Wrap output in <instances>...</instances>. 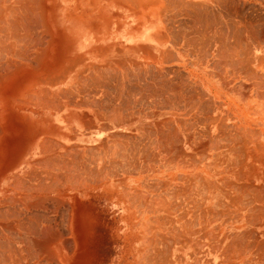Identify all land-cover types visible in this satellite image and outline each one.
Returning a JSON list of instances; mask_svg holds the SVG:
<instances>
[{
    "label": "bare ground",
    "instance_id": "1",
    "mask_svg": "<svg viewBox=\"0 0 264 264\" xmlns=\"http://www.w3.org/2000/svg\"><path fill=\"white\" fill-rule=\"evenodd\" d=\"M32 1L34 4L35 0ZM177 1L179 2V0ZM25 2L23 4L22 1L21 7H19L25 10L26 14L13 13L11 11L9 15L5 14L4 17L1 15L0 18V26L8 24L6 26L7 29H3V31H6L4 39L0 37V264H93L95 260L99 259L94 246L97 234L92 231L96 225L98 226L99 220V216L91 208L93 207L91 202L95 201V198L97 199L96 202L107 204V215L113 223V226H108V228H110L109 233L113 237L115 236L114 227L120 218H126L129 226L128 230L133 236V210L138 207H154L164 211L165 217L162 221L171 227L177 225L180 229L182 225L188 227L196 223L200 224L198 231H203V236L207 239L202 244H199V241L195 247L198 245L200 247L207 246V254H211L213 259L217 257L223 264H232L230 259L233 255L236 256L234 253L237 252V249L233 252L232 245L228 244L232 233L228 226L231 227V224L233 225L235 222L249 221V219L243 218L241 212L236 213L232 212L233 209L229 210L227 201L229 202L230 200L231 202L229 203L231 204L241 202L242 195L244 197L246 195V185L243 181L248 175L250 177L249 186H247L250 192L248 201H251L252 207H255L254 210H258V203L264 197L263 189L261 190L263 194H260L261 185L259 184V181L262 183L264 181V121L260 118V114L264 113V32L260 36L261 39H259L260 37L258 38V41L252 36L254 38L249 43L250 47L248 46L249 48L247 47L244 50L246 45L244 47L241 46L242 41H244L241 40V36L244 33L238 35L234 32L237 29H234L230 34L232 30L229 32V29L232 28V25L230 26L232 23L230 22H228L230 28L228 27L227 32L226 30L225 32L219 31L217 27V29H213L216 31L212 32L211 27L214 26L212 24L214 20L209 18L212 25L209 27L212 35L209 34L208 37H212V40L210 39V42L208 38L210 43L207 42L206 45L208 43V46L213 44L216 58L212 61H214L216 71L217 69L219 70L215 72L212 65L213 69L205 68L206 66L203 67L196 62H189L182 55L185 53L180 51L177 53V64L186 68L184 69L186 76L178 75L179 80L170 87V77L168 78V74H165L162 66L156 64L155 67L158 68L156 70L157 77L151 78L149 81L142 78L141 80L143 81L140 79L139 81L143 83L142 86L145 85V88L153 87L155 95L159 96L157 98V96L153 95L156 97L155 100L151 101H155V104L153 103L154 106L166 107L168 110L157 113L152 109L149 116H155V118L145 127L132 129L128 125L123 126L124 122L119 120L120 122L116 124V126H119L117 130H111L116 128L113 127V124L111 126L106 123H104L105 125L98 123V120L105 119L107 115L105 117L101 115L99 117L95 116L97 121L94 122L96 124L89 119V97L91 95H89V84L97 81L94 84H98L102 86V89H105L106 85L104 86L103 84L108 82L105 75H112V80L119 75V73L116 74L118 69L116 62L118 48L123 50V54L133 56H137L140 47L135 45L140 43L153 44V48L158 49L160 39L155 33L158 23L152 20V16L146 18L143 14H135L133 9L121 6L122 4L119 5L118 0H60L59 5H57V1L55 5H57L59 12L68 18L67 20L73 22L74 26L68 28V34L72 37L76 36V39L70 38L68 44L64 43L62 41L63 38L61 39L60 37L61 33L51 28L54 25L49 20L50 26H48V29L46 28L47 33L45 34L47 40L43 42V36L35 35L36 37L33 36L35 37L34 40L30 41L33 32L36 34L31 29L35 30L34 27H37L43 18L38 23L36 14H30L33 11L30 8L35 7L36 9V6H29L30 4L28 5ZM228 2L234 3L231 0ZM123 3L125 2L123 1ZM176 5L178 6L177 2ZM229 6L234 8V5ZM237 6H235L236 9H238ZM69 7L71 8L70 10H68ZM222 8L224 9V7ZM206 9L209 12L210 6ZM53 10H55L54 7ZM166 11L168 12V10ZM41 13H43L42 9ZM134 15L138 16L135 20L133 19ZM205 15L207 19L209 17H207L208 14ZM209 15H211L210 12ZM131 19H133L134 23L133 28H129ZM201 19L200 17V21ZM197 20L193 23L195 26L198 23ZM209 20L207 19L204 23L208 22L209 24ZM231 21L233 20L231 19ZM204 23L202 22L201 25ZM222 25L224 24L222 23ZM256 25L259 24H254L251 27ZM195 26L193 30L197 28ZM218 27H220L219 24ZM51 29L56 42L59 38L61 40L58 42L56 52H53L55 41L53 40ZM250 29L253 30L254 28ZM203 30L208 31V33L210 31L206 29L200 31L202 32ZM200 31H197L198 34ZM251 32L250 34H252ZM30 33L32 34L30 35ZM253 34L255 33L253 32ZM202 35L203 33L200 37ZM7 36L9 37L7 38ZM22 36L29 37L25 41V43H28L24 46H21L19 42ZM121 36H127L125 38L127 41L122 39ZM203 38L205 39V37ZM197 39L202 40L199 37ZM201 40H197V43L203 41ZM171 42L175 41L172 40ZM195 42H193L194 46ZM204 42H206V39ZM199 44L197 45L199 46ZM206 45H203L204 48ZM205 50H202V52ZM209 50L207 48L206 51L210 52ZM165 54L167 53H151L152 57L161 63L169 60L167 59L168 55L165 57ZM250 61L257 63V69L249 65ZM216 65H219V68ZM134 66L138 68V71L140 67L143 68V74L146 75L148 71L146 67L148 65L134 63L132 67ZM172 72L170 73L172 74ZM91 73L96 75L94 74V80H90L91 82L89 83V78L91 77L89 74ZM137 74L138 76L141 75L140 73ZM116 80L120 81L117 78ZM134 81L137 83L136 80ZM139 81L138 85L141 84ZM100 82L102 85H100ZM135 83H132V85ZM114 84H117V82L115 83L114 81ZM116 86L118 85H114V87ZM127 86L125 84V87ZM129 86L131 87V85ZM144 87L141 88L144 89ZM97 88L99 89L93 90L95 92L101 91L100 87ZM119 88L121 89L120 85ZM110 90L111 92L113 91L112 89ZM128 90H132L128 94L133 93L132 88ZM154 91L152 92L154 93ZM187 91L193 92L186 93ZM195 92L197 95L193 94ZM249 92H252L253 95L249 94ZM100 93L93 92L92 97L96 99V102H102L101 98H105L104 93ZM189 93L193 95L191 96ZM222 95L225 99H222ZM114 96L116 95L114 94ZM129 96L126 94L127 99ZM135 96L138 97V94ZM132 97H134V94ZM93 98L94 106H96ZM152 98L150 97V99ZM134 99L136 101V97ZM134 99L131 100L130 96L131 101ZM107 100L109 98H106ZM138 100L140 101V99ZM145 100L147 101V99ZM135 101L132 103H135ZM128 102L130 104V101ZM123 103L127 106V102L125 103L124 101ZM216 103L221 104V106L227 105L229 111H232L234 117H236L234 119H237L239 123L227 126L228 117L222 119L221 117L224 116H221L219 120L216 119L217 117L211 116V104L213 106ZM131 105L133 106V104ZM95 110H98V108L95 107ZM134 110L137 111V109ZM135 111L134 113L136 114ZM121 115L125 116L123 113ZM91 124L92 126L96 125V127L89 132L88 129H90ZM106 125L108 126L104 127ZM107 129L111 130L110 133L106 134L104 141L99 143L98 147L93 151L99 152V155L89 158L87 153L90 148L87 145L103 139L101 138V133ZM115 133L119 134L115 135ZM131 142L132 144L136 143L133 144L134 150L139 153L136 158L129 157L130 154L127 155V152H129L127 149H129ZM137 168L139 175L133 177V170L135 171ZM148 179L152 182H149ZM234 187L239 189V193L236 194L233 191L227 193L226 188L233 189ZM242 189L244 190L242 191ZM54 193H63V195L68 194L70 196V201L64 202L68 211L66 235L62 234L64 233L63 229L62 233L54 231V226L52 225L54 222H51V219H53L51 216H49L51 219L48 217L50 221L46 222L44 215H39L40 210L46 209L50 205L48 198ZM81 194H88V200L85 201L91 206L88 204L84 206L83 203L85 201L81 199ZM259 194L261 197H259ZM137 196L140 198L136 199ZM56 201L55 204L60 202V200ZM247 202L245 200L246 204ZM261 207L263 210L264 207ZM53 209L55 208L53 207ZM241 210L242 208H240ZM60 213H64V211ZM215 214H217L216 219H214ZM211 215L213 216L212 218ZM60 217L62 218V216ZM255 217L257 218L258 216ZM62 220L63 218L60 221L62 222ZM215 220L218 221V232L210 230ZM239 228L238 226L234 228L235 232L232 235L243 232L240 230L238 232ZM52 229L54 232H51ZM47 231L52 234L50 235ZM69 234H72L73 238L70 243H67L71 239L68 237ZM253 235H256V233ZM172 240L171 238L169 242ZM240 240L243 242V238ZM261 241L264 245L263 239ZM58 242L67 244L68 247L66 246L65 249L66 251L68 249V252L58 251V246H56L57 250H55L53 246ZM166 244L168 243L166 242ZM90 245L92 248L89 247ZM263 245H261L262 249ZM130 248L133 250V245ZM115 253L117 261L114 260L113 264H120L119 254H117V251ZM127 264H130V262L128 261ZM204 264H209V262L206 261Z\"/></svg>",
    "mask_w": 264,
    "mask_h": 264
},
{
    "label": "rangeland",
    "instance_id": "2",
    "mask_svg": "<svg viewBox=\"0 0 264 264\" xmlns=\"http://www.w3.org/2000/svg\"><path fill=\"white\" fill-rule=\"evenodd\" d=\"M43 2H42V11H43V13H42V18H43V20H42V22L40 23L42 26H41V30H44V31H42V39H43V42H45V40H47V38L45 37V34L47 33V29H48V26H50L49 25V20H51L52 21V23H53V27H51L52 29L54 28L55 30H57V31H59L60 33H61V39L63 38V42L64 43H66V44H68V42H69V40H70V38H74V39H76V36H74V37H72V36H70L69 34H68V28L69 27H73L74 25H73V22L72 21H70V20H67L68 18H66L65 17V15L63 14V13H61V12H59V9H58V7H57V5H59V1L60 0H42ZM57 1V2H56ZM127 1H129V3H131V1L130 0H127ZM133 1V0H132ZM55 2L57 3V5H55ZM45 4V5H44ZM52 5H55L56 7H57V10H56V7L55 6H52ZM119 5H121V4H119ZM126 5V6H125ZM121 6H124V7H127L128 9H133V8H136L137 6H133V3H131V4H122ZM263 7H264V5H262ZM53 7L55 8V10H53ZM132 7V8H131ZM139 8H141L142 6H138ZM244 8H245V12H252V10H253V7L252 6H250L249 8L247 7V6H243ZM67 8H68V4H67ZM44 9V10H43ZM50 10V11H49ZM55 11V12H54ZM51 13V14H50ZM55 15V16H54ZM63 15V16H62ZM54 18H55V20H54ZM136 18H138V16L137 15H134L133 16V19L135 20ZM133 19H131V21H130V23H129V28H133ZM229 22V21H228ZM227 22V24H228V27H229V23ZM244 22H246V23H248L247 21H233V22H230V23H232V24H230V26L232 27V28H230L229 29V32H230V30H231V32L232 31H234V29H237V30H235L234 32H236L237 33V31H238V33H244L243 34V36H241V40H244V41H242V43H241V46L242 47H244L245 45H246V47H244V50H245V48H247L248 46H249V43L251 42V40L254 38V37H251L250 35H248L249 34V32H251L252 30L250 29V28H254V26L253 27H251L252 25H254V24H256L257 22H250V23H248V24H251V25H247V24H245ZM46 23V24H45ZM44 24V25H43ZM264 24V23H263ZM45 25H46V27H45ZM234 25V26H233ZM245 25H247V26H245ZM260 25H262V22H260ZM238 28H237V27ZM240 26V27H239ZM246 27H248V28H246ZM255 27H257V26H255ZM47 28V29H46ZM62 28V29H61ZM52 29H51V34H52V36L54 37V35H53V33H52ZM46 30V31H45ZM247 31H249V32H247ZM156 33V32H155ZM65 35V36H64ZM64 36V37H63ZM45 37V38H44ZM249 37V38H248ZM64 38H65V40H64ZM121 38L122 39H124V40H126L125 38H127V36L126 37H123V36H121ZM183 38V37H182ZM180 38V40H179V38L178 37H171L170 38V45H171V51L169 52V54H165V56H169V55H171V56H169L168 57V62L166 61H164V62H159V61H156L153 57H152V55H151V53H147L146 54V56L145 57H141V59L142 60H139V61H137V58L136 59H133L134 58V56L133 55H130V54H123L124 52H123V50L121 49V48H118L117 49V51H118V53H117V59H116V62H117V65H118V69H117V73L116 74H118L119 73V75L118 76H116L115 78H113V80L111 79V76H106L105 75V78H106V80L108 81V82H106V84H103L104 86L106 85V87H104L105 89H102V86H99L98 84H94V83H97V81H94L92 84H89V94H93V92L94 93H97V94H99L100 92V94H103L104 93V95H105V99L104 100H102V102L101 101H99V102H96V100H95V102H96V106H94L95 105V103H94V100H90L89 101V106H90V108H89V112H90V117H89V119H90V121L91 120H93V122L94 121H97V120H95V116H106L105 117V119H100V120H98V123L101 125L102 123V125H105L104 123H106V124H109V125H111V126H113V127H116V128H112L111 130H117V127H119V126H116V124L118 123V122H124L123 123V126H130L132 129H138V127L140 128H142V127H145L147 124H149L150 122H151V120L153 119V118H155V116H149V114L151 113V110L153 109L154 111H156L157 113H159V111L160 112H164V111H167L168 110V108H162L161 106H157V107H155L154 106V102H151V99H150V102H149V99H147V101L145 100V96H146V98L148 97V98H152V96L153 95H155V91H154V89H153V87H147L148 88V90H147V88H145L144 86H142L143 85V83L141 82V81H143V80H141L142 78L143 79H145V80H147L148 79V81H149V79H151V78H156L157 77V72H156V70L158 69V68H156L155 67V65L157 64V65H160V66H162V68H163V70L165 71V74H168V78L170 79V81H171V83L169 84V86L170 87H172V85L176 82V81H178L179 80V76L178 75H180V76H186L185 75V73H184V69H186V68H184V66H181V65H178L177 63H178V57H177V53H178V48H179V46L181 45L182 46V48H183V46L184 45H186V50H189V51H187V52H184L185 54H182L183 56H185L186 57V59L189 61V62H196L198 65H201V66H203V67H205V68H212L213 69V67H214V70H215V72H217L219 69H217V71H216V68H215V66H214V61H212L213 59H215L216 58V54H215V51H213V48H214V46H213V44H210V46H208L209 45V43L211 42L210 41V39L212 38H209V37H205V39H206V42H204L205 41V39L203 38V37H199V38H202V40L201 39H197V37L195 38V40H194V37H192V39L191 38H189V37H186V38ZM208 38H209V41H208ZM259 37L258 36H256L255 37V40L256 41H258L259 39H261V37L258 39ZM68 39V40H67ZM187 39V40H186ZM53 40L55 41L54 42V44H53V52H56L57 51V48H58V42H60L61 40H60V38L57 40V42H56V40H55V37L53 38ZM175 41V42H171V41ZM184 40H185V42H184ZM192 40V41H191ZM196 41V44H195V46L193 45L194 43V41ZM202 41V42H199L200 44L202 43L203 45H206V43L207 42H209L206 46H205V48H204V46L201 44H199V43H197L198 41ZM212 40V39H211ZM127 41V40H126ZM180 41V42H179ZM255 41V42H256ZM188 43V44H187ZM213 43V42H212ZM44 44V43H43ZM197 44H199V46L197 45ZM178 45V46H177ZM190 45V46H189ZM251 45V44H250ZM254 45V44H253ZM192 46V47H191ZM194 46V47H193ZM200 46H202L201 48H203V49H201L200 48ZM250 47V46H249ZM248 47V48H249ZM191 50H190V49ZM207 48L208 49H210L209 51L210 52H208V51H206L207 50ZM206 49V50H205ZM200 50H201V52H200ZM202 50H205L206 51V54H205V51L204 52H202ZM264 50V49H263ZM194 52V53H193ZM171 53V54H170ZM173 53V54H172ZM198 53V54H197ZM204 53V54H203ZM260 54H261V52H259ZM262 53H263V51H262ZM181 54V53H180ZM199 55V56H198ZM245 55V54H244ZM141 56H143V54L141 55ZM176 56V57H175ZM124 57V58H123ZM172 57V58H171ZM174 58V59H173ZM120 59V60H119ZM205 59V60H204ZM130 60V61H129ZM252 60V59H251ZM122 61H124V62H122ZM142 61V62H141ZM56 62H58V61H56ZM128 62V63H127ZM206 62V63H205ZM96 63V62H95ZM120 63V64H119ZM129 63H131V64H129ZM134 63H138V64H145V65H148L146 68H147V73H146V75L145 74H143V72H144V70H143V68H139V71H138V68L136 67V66H134V67H132L133 65H134ZM92 65V64H91ZM121 65V66H120ZM213 67H212V66ZM251 67H257V63H254L253 61H250V64H249ZM253 65V66H252ZM120 66V67H119ZM125 67V68H124ZM216 67L217 68H219V65H216ZM132 68V69H131ZM125 69V70H124ZM128 69H130V70H128ZM141 69V70H140ZM167 69H172L173 70V72H172V70H170V72H172V74L169 72V70H167ZM221 69V68H220ZM257 69V68H256ZM124 70V71H123ZM168 72H167V71ZM223 70V69H222ZM129 72L128 74H130L129 76H128V74H127V72ZM152 71V72H151ZM131 72V73H130ZM175 72V73H174ZM137 73H140L139 75L140 76H138V74ZM152 73V74H151ZM155 73H156V75H155ZM174 73V74H173ZM94 74L95 73H91V74H89L91 77L89 78V83L91 82L90 80H94L93 78H94ZM131 74H133L132 76H131ZM92 75H93V77H92ZM96 75V74H95ZM142 75H143V77H142ZM150 75V76H149ZM124 76H126L125 78H124ZM138 77H140V78H138ZM145 77V78H144ZM178 77V78H177ZM109 78H110V80H109ZM116 78L118 79V80H120L119 82H120V84H119V82L116 80ZM120 78V79H119ZM131 78H132V80H131ZM177 78V79H176ZM129 79V80H128ZM138 79V80H137ZM139 79L141 80V81H139ZM96 80V79H95ZM133 80H136V82L137 83H135V81L133 82ZM114 81H115V83L117 82V84H114ZM131 81V82H130ZM138 81L139 82H141V84H139L138 85ZM122 82V83H121ZM125 82V83H124ZM108 83H110V85H108L107 86V84ZM132 83H135V84H133L132 85ZM169 83V82H168ZM118 85V86H116V87H114V85ZM125 84H126V86L127 87H125ZM95 85H97L96 87H95ZM100 85H102L101 84V82H100ZM111 85H112V87H111ZM119 85L121 86V89L119 88ZM124 85V86H123ZM129 85H131V87L129 86ZM136 85V87H134ZM92 86H94V87H92ZM167 86V85H166ZM90 87H92V88H90ZM97 87H100V89H101V91H96L95 92V90H93V89H99V88H97ZM130 87V88H129ZM141 87H144V89L143 88H141ZM119 90H118V89ZM133 89V93L132 94H128V93H130V92H132V90H128V89ZM134 88L137 90H135L134 91ZM138 88V89H137ZM110 89H112L113 91V93L111 92V90ZM127 89V90H126ZM141 89V91H139ZM151 91H150V90ZM91 90H93L92 92H91ZM108 91V93H107V91ZM125 90V91H124ZM145 90V91H144ZM185 90H187V88H185ZM106 91V92H105ZM116 91H117V93H116ZM120 91V92H119ZM129 91V92H128ZM152 91H154V93L152 92ZM109 92H110V94H109ZM119 92V93H118ZM122 92V93H121ZM129 96H131V100L132 99H134V97H136V101H135V99L133 100V101H131L130 100V96H129V100L127 99V97H126V94ZM188 92H193V91H187L186 93H188ZM151 93V94H150ZM189 93V95H195L196 94V92L195 93H193V94H190ZM113 94V95H112ZM114 94L117 96H114ZM133 94H134V97H132L133 96ZM138 94V97L137 96H135V95H137ZM144 94V95H143ZM111 97H110V96ZM140 95V96H139ZM143 97H142V96ZM149 95V96H148ZM152 95V96H151ZM197 95V94H196ZM108 96V97H107ZM112 96H114V97H112ZM119 96V97H118ZM121 96H125L124 97V99H122L123 97H121ZM155 96H157V95H155ZM155 96H153L154 98H153V100H155ZM121 97V98H120ZM140 97H142V98H140ZM159 96H157V98H158ZM106 98L108 99L109 98V100H107L106 101ZM118 98V99H117ZM140 99V101L138 100V99ZM119 99H120V101H119ZM127 99V100H126ZM110 100H112V101H110ZM125 101V103L127 104V106L123 103V102ZM128 101H130V104H128L129 102ZM135 101V103H132V102H134ZM144 101V102H143ZM93 102V103H92ZM104 102H106V103H104ZM112 102V103H111ZM136 102H137V104H136ZM157 102V101H156ZM159 102H162V101H159ZM102 103V104H101ZM121 103V104H120ZM142 103V104H141ZM154 103V104H153ZM118 104V105H117ZM123 104V105H122ZM131 104H133V106L131 105ZM117 105V106H116ZM122 105V107H120ZM130 105V106H129ZM136 105V106H135ZM119 106V107H118ZM154 106V107H153ZM95 107H97L98 108V110H95ZM116 107V108H115ZM130 107V108H129ZM161 107V108H160ZM102 108V109H101ZM108 108H111V109H109L108 110ZM113 108V109H112ZM115 108V109H114ZM118 108H119V110H118ZM125 108V109H124ZM156 108V109H155ZM157 108H159V109H157ZM213 108H215V109H217V107H216V104H214L213 105ZM134 109H137V111H135ZM167 109V110H166ZM111 110V111H110ZM114 110V111H113ZM115 110H116V112H115ZM141 110H142V112H141ZM144 110V111H143ZM104 111V112H103ZM119 111V112H118ZM134 111L136 112V114L134 113ZM101 112V113H100ZM109 112V113H108ZM114 113V115L116 116H114L113 115V113ZM92 113V114H91ZM94 113H97V114H95L94 115ZM112 113V114H111ZM123 113V115L125 114V116H122L121 114ZM104 114V115H103ZM109 114H111V115H109ZM130 114V115H129ZM134 114V115H133ZM143 115V116H142ZM148 115V116H147ZM118 116V117H117ZM123 118H122V117ZM157 116H158V114H157ZM108 117V118H107ZM115 117V118H114ZM127 117V118H126ZM137 117V118H136ZM117 118V119H116ZM119 118V119H118ZM110 119V120H109ZM123 119V120H122ZM127 119V120H126ZM130 119V120H129ZM117 120V121H116ZM120 120V121H119ZM115 122V123H113V122ZM92 122V121H91ZM129 122V123H128ZM95 124H96V122H94ZM113 124V125H112ZM100 125H97V126H100ZM108 125H106V126H104V127H107ZM94 127H96V125H94V126H92V124H91V126L89 127L90 129L89 130H93L94 129ZM110 129H107L105 132H103V133H101V138H103V139H101L100 141H97V142H95V143H89L87 146H89V151H88V153H87V155H88V157L90 158V157H96L97 155H99V152H93L95 149H96V147H98V144L99 143H101V142H103L104 141V137L106 136V134H108V133H110V131H111ZM117 134H119V133H115V135H117ZM133 144H136V143H133ZM133 144H132V142L129 144L130 145V147H129V149H127V151H129V152H127L128 154L127 155H129V157L131 156L132 158H136L137 156H139L138 154V152H137V150H134V148H133ZM93 147V148H92ZM92 149V150H91ZM98 150V149H97ZM113 150V149H112ZM100 151V150H99ZM131 151V152H130ZM92 153V155H91V153ZM138 172V168H137V170H133V177L134 176H138L139 174L137 173ZM143 174H145V173H143ZM142 175V174H141ZM145 177V176H144ZM148 181L149 182H152L151 180H149L148 179ZM88 194H81V199L83 200V201H85V200H88V196H87ZM43 197V196H42ZM38 198H41V197H38ZM55 199V200H53V199ZM140 197L139 196H137L136 197V199H139ZM60 200V202H58L59 200ZM53 200V201H52ZM57 200V201H56ZM55 201L56 202H58V203H56L55 204ZM61 201H62V203H61ZM65 201H70V196L68 195V194H66V195H63V193H60V194H56V193H54V194H52L49 198H48V203H50V205L46 208V209H43V210H40L39 211V215H44V217L46 218V219H44L46 222L47 221H50V219L51 218H53V219H51V222L53 223L52 225L54 226V231H56V232H60V233H62V231L64 232V233H62L63 235H66V233H67V229H66V225H67V218H68V211H67V208H65V207H67L65 204H64V202ZM97 201V199L95 198V201H92L91 202V204H92V206L93 207H91L92 208V210H93V212L95 213V214H97V216H99V220H98V226L96 225L95 227H94V229L92 230V231H94L96 234H97V237H96V243L94 244V246H95V248H96V252H97V254H98V256H99V259L98 260H95L94 262H93V264H113L114 263V260H116L117 261V259H116V251H117V253H120V252H123V251H129V248H130V246L129 245H124V244H120L119 242H120V240L118 239L119 237H121V236H124V235H129V234H124V232H125V228L128 226V224H127V220H126V218H120L118 221H117V223H116V225H115V229H114V233H115V236L113 237L112 235H111V233H109L110 232V228H108V226H113V223L111 222V220H109V216L107 215V212H108V207H107V204H105V203H103V202H96ZM54 202V203H53ZM52 203V204H51ZM55 204V205H54ZM61 204V205H60ZM84 204V206L86 205V204H88V205H90L88 202H84L83 203ZM58 206V207H57ZM91 206V205H90ZM50 207V208H49ZM52 207V208H51ZM53 207L55 208V209H53ZM52 210V211H50V210ZM58 209V210H57ZM137 210V211H136ZM144 210V211H143ZM158 210V211H157ZM64 211V213H60V212H63ZM163 210L162 209H157V208H154V207H150V208H136V209H134L133 210V222H137V228L136 229H134L133 230V236H138V237H142V238H148V240L146 241L145 239H143V241L144 242H148V241H153V243H151V244H149V243H147V244H142V245H140V244H138V245H135V246H133V249H135V248H137V250H138V252L139 253H143V254H147V253H163L164 254V258H168V260H165L166 262H169L170 261V263L171 264H204L206 261H208L209 262V258H210V254H207L208 253V247L207 246H203V247H200L199 245L198 246H196L195 247V241H196V239H195V236H197V235H195V232H193V231H195V227H192V226H194V225H190V226H180L181 228L179 229V226H169L167 223H165V222H163L162 220L164 219V217H165V213H164V211L162 212ZM53 212V213H52ZM139 215H138V214ZM99 214V215H98ZM149 214V215H148ZM162 214V215H161ZM49 216H51V218L49 217ZM60 216H62V218H63V220H62V222L60 221L62 218L60 217ZM136 216V217H135ZM48 217L50 218L49 220H48ZM56 217V219L54 220V218ZM58 218H59V220H58ZM61 222V224L59 225V223ZM145 221V222H144ZM59 222V223H58ZM152 222V223H151ZM124 223V224H123ZM56 224V225H55ZM123 224V225H122ZM167 224V225H166ZM64 225V226H63ZM122 225V226H121ZM56 226H58V227H56ZM62 226V227H61ZM107 226V227H106ZM144 226V227H143ZM166 226V227H165ZM168 226V227H167ZM125 227V228H124ZM143 227V228H142ZM159 227V228H158ZM176 227V229H174ZM188 229H187V228ZM60 228V229H59ZM123 228V229H122ZM142 228V229H141ZM169 230H168V229ZM178 228V229H177ZM59 231H58V230ZM63 229V230H62ZM155 230V231H154ZM163 230V231H162ZM175 230H178V231H176L175 232ZM189 230H191V231H189ZM53 231V229H52V231L51 232H54ZM173 231V232H172ZM186 231H187V233H186ZM189 231V232H188ZM50 235L52 234L50 231H47ZM162 232V233H161ZM168 232H170V233H168ZM190 233V234H189ZM163 236V237H162ZM174 236V237H173ZM180 236V237H179ZM68 237H70L71 239L69 240V242H67V243H70L71 242V240H72V238H73V235L72 234H69V236ZM167 237H169V238H167ZM173 239L172 241L174 242V244H173V242L171 241V242H169L170 240H171V238ZM184 237H185V239H184ZM174 238H176L175 240H174ZM178 238V239H177ZM187 238V239H186ZM165 241H164V240ZM170 239V240H169ZM179 240V241H178ZM181 240V241H180ZM191 240V241H190ZM203 241L205 240V238H204V236H203V239H202ZM163 241V242H162ZM185 241V242H184ZM198 241H199V236H198ZM166 242L168 243V244H166ZM194 243V244H193ZM65 243H56L54 246H53V248L55 249V250H57L56 249V246H58V251L60 250L61 252H65L66 251V249H65V247L67 246L68 247V245L67 244H65ZM171 244V245H170ZM181 244V245H180ZM64 247H63V246ZM166 245H168L167 247H166ZM178 245V246H177ZM170 246V247H169ZM190 248H189V247ZM90 248H92V246L90 245L89 246ZM168 247H169V250H168ZM175 247H178V248H175ZM195 247V248H194ZM198 247H200L199 249H198ZM61 248V249H60ZM117 250H116V249ZM163 248V249H162ZM181 248V249H180ZM63 249V250H62ZM177 249V250H176ZM185 249V250H184ZM187 249V250H186ZM173 250V251H172ZM180 250V251H179ZM184 250V251H183ZM193 250H197L196 252L195 251H193ZM70 251V250H69ZM160 251V252H159ZM167 251H168V254H167ZM169 251H170V253H169ZM66 252H68V249H67V251ZM173 253V254H172ZM198 253V254H197ZM201 253V254H200ZM204 253V254H203ZM170 254V255H169ZM186 254H187V256H186ZM45 255V254H44ZM43 255V256H44ZM169 255V256H168ZM191 255V256H190ZM203 255V256H202ZM206 255H208V256H206ZM144 256H146V255H144ZM173 256V257H172ZM178 256L180 257L179 259H178ZM190 257V258H189ZM144 258V257H143ZM171 260H170V259ZM175 258V259H174ZM177 258V259H176ZM195 258H197V259H195ZM181 259V260H180ZM113 260V261H112ZM176 260V261H175ZM185 261V262H184ZM193 261H195L194 263H192ZM173 262V263H172ZM198 262V263H197ZM122 262H120V264H121ZM153 263H155V262H153V261H143V260H140L139 262H138V264H153ZM158 263V262H157ZM160 263V262H159ZM169 263V264H170ZM209 264H210V262H209Z\"/></svg>",
    "mask_w": 264,
    "mask_h": 264
},
{
    "label": "crops",
    "instance_id": "3",
    "mask_svg": "<svg viewBox=\"0 0 264 264\" xmlns=\"http://www.w3.org/2000/svg\"><path fill=\"white\" fill-rule=\"evenodd\" d=\"M19 0H15V2H13V0H0V9H2V10H0V18H1V15L4 17V15L5 14H8L9 15V13L11 12V11H13V13H19V14H26V12H25V10H23L22 8H20L21 7V3H22V1H23V4H24V2L26 3V4H30L29 6H32V5H35L36 6V9H35V7H31L30 9H31V11H32V13H30V14H32V15H35L36 14V16L38 17V23H40V21H41V19H42V13H41V9H42V0H35V3L33 4V1L32 0H20L19 2H18ZM31 1H32V3H31ZM119 1V4H125V3H127V4H131V3H133V6H138L139 4V6H142L141 8H139V7H136V8H133V12L135 13V14H137V15H141V14H143L146 18H150L151 16H152V20H155L157 23H158V27L156 28V33H157V37L160 39V43H159V47H158V49H154L153 47H154V45L153 44H149V43H140V44H137V45H135L136 47H140L139 48V50H138V53H137V56H134V58L133 59H136L137 58V61H139V60H142L141 59V57H145L146 56V54L147 53H152V52H164V53H167V54H169V52L168 51H171V45H170V38L171 37H178V38H180V37H183V38H185V36L186 35H188L187 37H190V38H192L191 36H196V37H200V35L203 33V35L201 36V37H206V35H207V37L209 36V34H211L212 35V32H215L213 29L215 28V29H217V28H219L218 30L219 31H223V32H225V30H226V32L228 31V25H225V24H227V22L229 21V22H233V21H248V22H257L256 24H259V25H256L257 27H254V29L252 30L255 34H253V32H251L252 34H250V32H249V34L248 35H250L251 37L252 36H254V37H256V36H258V37H260V36H262V33L264 32V24H263V26L262 25H260V22H263L264 23V7L262 6V5H264V0H231V1H233L234 3L233 4H231V2L229 3L228 1L229 0H211L212 1V3H211V1L210 0H179V2L181 3V5H179L180 3L177 1V0H135L134 2H136V3H134L133 1H131V3H129V1H127V0H123L125 3H123V1L122 0H118ZM177 2V4H178V6L176 5V2ZM200 1H201V3H200ZM218 1H220V3H218L217 4V2ZM225 3H224V2ZM36 2H37V4H36ZM168 2V3H167ZM183 2H184V4H183ZM192 4H191V3ZM239 4H238V3ZM8 3H9V5H8ZM13 3V4H12ZM19 3V4H18ZM171 3V4H170ZM172 3H173V5H172ZM200 3V4H199ZM207 3V4H206ZM214 3H216V4H214ZM224 5H222V4ZM228 3V4H227ZM3 4V5H2ZM7 4V5H6ZM160 4H162V5H160ZM199 4V5H198ZM202 4H204V5H202ZM236 4V5H235ZM13 5V6H12ZM70 5H72V4H70ZM171 5V6H170ZM175 5H176V7H175ZM191 5V6H190ZM199 7H198V6ZM206 5V6H205ZM222 5V7H224V9L222 8V7H220ZM229 5H234L233 7L235 8V6H237L238 7V9H236L235 8V10H234V8H231ZM16 6V7H15ZM20 6V7H19ZM187 6V7H186ZM200 6H202V7H200ZM205 6V7H204ZM209 6H210V14L212 15V17H211V15H209V12L208 11H206V10H208V9H206V8H209ZM243 6H247L248 8L250 7V6H252L253 7V10H252V12L250 13V12H245V8L243 7ZM2 7V8H1ZM7 7V8H6ZM12 7V8H11ZM162 7H163V9H162ZM215 7V8H214ZM217 7V8H216ZM183 8V9H182ZM193 8V9H192ZM196 8V9H195ZM222 8V9H221ZM233 9V10H231V9ZM8 9H10L9 11H8ZM19 9V10H18ZM35 9V10H34ZM71 8L69 7V9L68 10H70ZM174 9V10H173ZM179 9V10H178ZM205 9V10H204ZM213 9V10H212ZM218 9V10H217ZM229 9V10H228ZM240 9V10H239ZM4 10V11H3ZM22 10H23V12H22ZM166 10H168V12L166 11ZM171 10V11H170ZM186 10V11H185ZM194 11L193 13H191L192 11ZM35 11V12H34ZM40 11V12H39ZM170 11V12H169ZM190 11V12H189ZM201 11V12H200ZM203 11V12H202ZM205 11V12H204ZM211 11H212V13H211ZM227 13H226V12ZM229 11H231V12H229ZM235 11L238 13H236L235 14ZM25 12V13H24ZM39 12V13H38ZM207 12V13H206ZM216 12V13H215ZM225 12V13H224ZM231 13V14H229V13ZM69 13V12H68ZM200 13V15L198 16V14ZM208 14L207 15V19L209 20V18H210V20H214L213 22H212V24H214V26H212L211 25V21L209 20V24H210V26H209V24H208V22L207 23H204V21L206 22V15L205 14ZM234 13V14H233ZM39 16H38V15ZM215 14H217V16H215ZM227 16H226V15ZM28 15V14H27ZM160 15H162V16H160ZM168 15H169V17H168ZM172 15H174V16H172ZM180 15V16H179ZM182 15V16H181ZM186 15V16H185ZM233 15V16H232ZM187 16H189V17H187ZM191 16V17H190ZM192 16H196L195 18L193 17L192 18ZM235 16V17H234ZM200 17L202 18L201 19V21L205 24V26H207V27H205L204 26V24L203 25H201V21H200ZM40 18V19H39ZM183 18V19H182ZM217 18V19H216ZM240 20H239V19ZM198 19V20H197ZM206 19V20H205ZM227 19H229L228 21H227ZM231 19L233 20V21H231ZM259 19V20H258ZM40 20V21H39ZM177 20H179V21H177ZM196 20L198 21V23H196L197 25V28H195V30H193V27L195 26L193 23L194 22H196ZM217 20V21H216ZM162 21V22H161ZM183 21V22H182ZM200 21V22H199ZM222 21V22H221ZM182 22V23H181ZM224 24L225 25V27H224V25H222L221 26V24ZM187 23V24H186ZM215 23H216V25H215ZM194 26H193V25ZM208 24V25H207ZM218 24H219V26L220 27H218ZM8 25V24H7ZM7 25H1L0 26V28H2L0 31V37H1V39L3 38L4 39V34H5V32L6 31H3V29L5 30V29H7L6 28V26ZM41 24H38L37 25V27L35 26L34 28H35V30L32 28L31 30H32V32L33 31H35V33L36 34H34V32H33V35H32V37L30 38L31 40L30 41H33L34 40V38L36 37V36H39V37H42V31H41V26H40ZM190 25H192V26H190ZM40 26V27H39ZM186 26V27H185ZM195 26V27H196ZM200 26V27H199ZM212 26V27H211ZM39 27V28H38ZM192 27V28H191ZM202 27V28H201ZM209 27H211V30H213L212 32H211V30H210V28ZM217 27V28H216ZM258 27H260V28H258ZM199 28H201V29H199ZM197 29V30H196ZM199 29V30H198ZM202 29H206V30H210L209 31V33H208V31H205V30H203L202 32L200 31V30H202ZM223 29V30H222ZM30 30V31H31ZM180 30V31H179ZM191 32H190V31ZM193 30V31H192ZM255 30V31H254ZM41 31V32H40ZM196 31V32H195ZM197 31H200L199 32V34H198V32ZM204 31H205V33H204ZM257 31V32H256ZM4 32V33H3ZM39 32V33H38ZM180 32V33H179ZM188 32V33H187ZM211 32V33H210ZM233 32V31H232ZM232 32H230V34L232 33ZM183 33V34H182ZM191 33H193V34H191ZM236 33V32H235ZM32 33H30V35H31ZM38 34V35H37ZM186 34V35H185ZM190 34V35H189ZM204 34H205V36H204ZM236 34H238V35H242V33H236ZM7 35V34H6ZM36 35V36H35ZM185 35V36H184ZM33 36H35V37H33ZM9 36H7V38H8ZM26 37V38H25ZM195 37V38H196ZM27 38H29V37H27V36H22L20 39H19V42H20V45L21 46H24V45H26V43H28V42H26L25 43V41H27ZM24 40V41H23ZM23 41V42H22ZM1 42H3V40H1ZM195 42V41H194ZM23 43V44H22ZM195 44H196V42H195ZM186 45H184L183 46V48H182V46L180 45L179 46V48H178V52H187V51H189V50H186V47H185ZM41 47V46H40ZM145 47V48H144ZM142 48V49H141ZM146 49V50H145ZM165 50H166V52H165ZM143 53V56H141L142 54L141 53ZM166 57V56H165ZM139 59V60H138ZM167 59H168V56H167ZM164 62V61H163ZM167 62H168V60H167ZM141 83V82H140ZM249 94H251V95H253V93L252 92H249ZM90 95V94H89ZM96 95V94H95ZM94 95V97H96ZM93 96V94H91L90 95V97H89V101L90 100H92V97ZM92 97V98H91ZM153 97V96H152ZM222 97V99H225V97L222 95L221 96ZM93 99H95V98H93ZM103 99H105L104 97H102L101 98V100H103ZM145 99H150V98H145ZM96 100V99H95ZM100 100V99H99ZM153 100V98L151 99V101ZM219 103H216V106H217V109L215 110V108H213V106H212V104H211V107H212V110L210 111V115L211 116H213L214 118L215 117H217L216 119H219L221 116H224V117H221L222 119L223 118H226V117H228V120L226 121V124H227V126H230L231 124H236V123H239L238 121H237V119H234V118H236V117H234V114L232 113V111H229V109L227 108L228 106L227 105H225V106H221V104H219ZM220 107V108H219ZM218 109H220V110H218ZM215 112V113H214ZM230 116V117H229ZM220 118V119H221ZM260 118L261 119H263V121H264V113L261 115L260 114ZM219 119V120H220ZM230 120V121H229ZM229 124V125H228ZM263 126V125H262ZM88 131L89 132H91V131H93V130H89L88 129ZM264 167V166H263ZM264 169V168H263ZM249 182H250V177H249V175L245 178V180L243 181V183H245V185H246V190H245V197H244V195H242V200H241V202H234V203H229V202H231L230 200H229V202L227 201V208L229 209V210H231V209H233L232 210V212H236V213H239V212H241L242 214H243V218H245V219H249V221L248 220H242V222H235L233 225L231 224V227H229L228 226V229H230L231 231L230 232H232L231 233V236L229 237V241H228V244L229 245H232V250H233V252H235L234 250L235 249H237L236 251L237 252H235L234 254L236 255V256H234L233 255V257L230 259V262L232 263V264H264V245H263V242L261 241V239H263V241H264V208H263V210L261 209L262 207L261 206H263L264 207V197L263 198H261V200L259 201V203H258V210L256 209V210H254V208L255 207H252L253 206V204H251L250 202V200L248 201V199H250V197H248L249 195H250V192H249V187H247V186H249ZM259 184L261 185V189H260V191L262 190V191H264V181H263V183L261 182V181H259ZM229 188H226V191H227V193L228 192H236V194L237 193H239V189L238 188H233V189H229ZM235 189V190H234ZM244 189H242V191H243ZM262 191H261V195L264 193H262ZM247 193H249V194H247ZM244 194V193H243ZM259 194V197H261V195ZM263 196H264V194H263ZM245 200H246V202H247V204L245 203ZM240 208H242V210L240 211ZM250 208V209H249ZM251 208H252V210H251ZM244 209V210H243ZM259 209H261V210H259ZM247 211H249V212H247ZM251 211H253V212H251ZM262 212V213H261ZM259 213V214H258ZM253 214H254V216H253ZM258 214V215H257ZM232 215V214H231ZM246 215V217H244ZM248 215V216H247ZM252 215V216H251ZM261 215V216H260ZM255 216H258L257 218L255 217ZM213 216L211 215V218H212ZM262 219H261V218ZM217 218V214H215L214 215V219H216ZM259 218H260V220H259ZM250 219H252V220H250ZM256 221H254V220ZM259 221V222H258ZM215 223H214V225L213 226H211L210 227V230L212 231H214V232H218V230H219V225H218V221L217 220H215L214 221ZM252 222V223H251ZM261 222V223H260ZM256 223V224H255ZM197 224V225H196ZM195 225H194V227L196 228L195 229V235H197V236H195V239L197 240V242L195 241V244H198V242H199V244H202V242H205L206 240H202L203 239V231H198V227H199V225L200 224H198V223H196ZM234 226H236V227H234ZM237 226H238V228H239V226H241L237 231L239 232V230L240 231H243V232H240V234H237V235H232V234H234V232H235V229L234 228H237ZM128 227L129 226H127L126 228L127 229H125V232H124V234H129V235H124V236H121V237H119L118 239L120 240V244H124V245H129L130 244V246H135V245H138V244H140V245H142V244H147V243H149V244H151V243H153V241H148V242H144L143 241V239H145L146 241L148 240V238L146 237V238H142V237H138V236H132L131 235V233L129 232V230H128ZM222 227V226H221ZM137 228V222L135 223V222H133V230L134 229H136ZM256 228V229H255ZM263 230H262V229ZM248 229H249V231H248ZM252 229V230H251ZM263 233H262V232ZM245 232V233H244ZM247 232V233H246ZM254 232V233H253ZM197 233V234H196ZM256 233V235H253V234H255ZM247 235V237H246V235ZM244 235V236H243ZM129 236V237H128ZM198 236H199V241H198ZM253 236H255V237H253ZM201 237V238H200ZM233 239H232V238ZM243 238V242H241V238ZM245 237V238H244ZM133 238V239H132ZM138 238V239H137ZM205 239H207L206 237H204ZM253 238V239H252ZM252 239V240H251ZM255 239V240H254ZM132 240V241H131ZM237 240V241H236ZM245 240V241H244ZM258 240H259V242H258ZM234 241V242H233ZM261 241V242H260ZM133 242V243H132ZM231 242V243H230ZM235 242H237V243H235ZM251 244H250V243ZM253 242H255V243H253ZM243 243V244H242ZM258 243V244H257ZM132 244V245H131ZM233 244H234V246H233ZM237 244V245H236ZM250 245V246H249ZM261 245H263V249H262V246ZM240 246V247H239ZM258 246H260V248H258ZM236 247V248H235ZM252 247V248H251ZM257 251H256V250ZM243 251V253H241L242 251ZM132 251V252H131ZM138 250H137V248H135V249H133L132 250V248H129V251L127 252V251H123V252H120V253H117V254H119V257H120V261L122 262L121 264H127V262L129 261L130 262V264H138V262L140 261V260H143V261H153V262H155V263H153V264H169L168 262H166L165 260H166V258L164 259V254L163 253H147V254H143V253H139V252H137ZM237 253V254H236ZM250 253H252V254H250ZM254 253V254H253ZM263 253V254H262ZM250 254V255H249ZM260 254H261V256H260ZM144 255H146V256H144ZM239 255V256H238ZM144 257V258H143ZM242 257V258H241ZM258 259V260H256V259ZM132 260V261H131ZM167 260H168V258H167ZM212 260L214 261L213 263H212ZM218 260V261H217ZM165 261V262H164ZM158 262V263H157ZM160 262V263H159ZM209 262H210V264H218L219 262H220V260H219V258H217V257H214V259H213V256H211V254H210V258H209ZM251 262V263H250ZM219 264H223V263H219Z\"/></svg>",
    "mask_w": 264,
    "mask_h": 264
}]
</instances>
